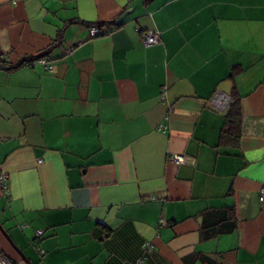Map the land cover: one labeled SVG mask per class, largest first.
I'll return each mask as SVG.
<instances>
[{
	"label": "crops",
	"instance_id": "obj_1",
	"mask_svg": "<svg viewBox=\"0 0 264 264\" xmlns=\"http://www.w3.org/2000/svg\"><path fill=\"white\" fill-rule=\"evenodd\" d=\"M45 51L0 68L2 257L264 264V0H0V58Z\"/></svg>",
	"mask_w": 264,
	"mask_h": 264
},
{
	"label": "trees",
	"instance_id": "obj_2",
	"mask_svg": "<svg viewBox=\"0 0 264 264\" xmlns=\"http://www.w3.org/2000/svg\"><path fill=\"white\" fill-rule=\"evenodd\" d=\"M112 25H115V24L114 23L110 24V26H112ZM92 26H95V27H97L99 29L104 27L101 24L89 25L88 26V34H89V29ZM101 34L102 33L100 31V33L96 37L100 36ZM59 41H60V39L58 40V42ZM159 42H160V37H159ZM46 54H47V51L41 52V53H37L32 58L24 59V61H22L18 66H9V64L7 63V61L5 59L0 58V68L3 69V70H7V71L15 70L18 67L19 68L23 67L24 62H31V61L36 60L37 58H40V57L41 58H46ZM231 99H232V102L228 105L227 111L225 113V121H224V124H223V128L221 130L220 140H221V143L224 142V140H227V142L229 141V142H231L233 144H237L238 140L240 138L241 104H240V100L239 99H236L234 97H231ZM234 227H235V224L233 223L232 225H229L225 230L228 231V232H231L234 229ZM210 229L212 230L211 232H209L211 236H215L216 234H218L217 230L213 231L212 228H209V230ZM211 236H208L206 238H210ZM39 250H41V249L38 248L37 252H39ZM206 261H207L208 264H213L212 260H206Z\"/></svg>",
	"mask_w": 264,
	"mask_h": 264
},
{
	"label": "built area",
	"instance_id": "obj_3",
	"mask_svg": "<svg viewBox=\"0 0 264 264\" xmlns=\"http://www.w3.org/2000/svg\"><path fill=\"white\" fill-rule=\"evenodd\" d=\"M13 3H15V1H13ZM99 33H100V29L95 27V26H92L89 29V36L91 38L96 37ZM142 36H143L142 37L143 45L145 47H150V46H153V45H156L159 43V35L156 32L147 31V32L143 33ZM38 64L42 65L46 71H48L50 73L53 72V67L50 64V62L46 58H41V57L37 58L36 60L31 61V62H24L23 67L31 68V67H34L35 65H38ZM161 98L163 99V97H161ZM214 102L218 103L217 107H225L229 103V99L228 98L223 99V97L222 98L219 97L218 93H217L212 100V103H214ZM171 159L176 164H183L184 163V157L179 156V155L172 156ZM4 181H5L4 175H0V184L3 187V190H7ZM263 197H264V189H262L260 192V199H262ZM160 223L163 224L164 223L163 220H160ZM42 235H43L42 231H37L35 233V237H38V238H40ZM36 250L38 251V248ZM38 253L40 255H42L43 251L39 250ZM0 264H11V263L6 258H4L0 255ZM138 264H143V263H142V261H140Z\"/></svg>",
	"mask_w": 264,
	"mask_h": 264
},
{
	"label": "water",
	"instance_id": "obj_4",
	"mask_svg": "<svg viewBox=\"0 0 264 264\" xmlns=\"http://www.w3.org/2000/svg\"><path fill=\"white\" fill-rule=\"evenodd\" d=\"M1 232L3 233V235L6 237L7 241L9 242V244L19 253V255L23 258L24 261L27 262V260L25 259V256L21 253V251L11 242V240L9 239V237L7 235H5V232L1 229Z\"/></svg>",
	"mask_w": 264,
	"mask_h": 264
}]
</instances>
